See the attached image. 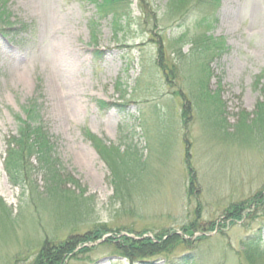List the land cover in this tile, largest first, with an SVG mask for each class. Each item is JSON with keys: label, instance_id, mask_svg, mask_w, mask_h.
<instances>
[{"label": "rangeland", "instance_id": "1", "mask_svg": "<svg viewBox=\"0 0 264 264\" xmlns=\"http://www.w3.org/2000/svg\"><path fill=\"white\" fill-rule=\"evenodd\" d=\"M6 1L10 20L27 29L13 41L0 34V197L9 209L0 212V264H28L46 235L61 241L74 234L48 200L22 193L3 168L5 137L33 97L56 156L96 197L78 230L104 224L151 239L164 230L178 234L161 254L138 258L131 247L104 243L107 233L68 264H166L189 253L199 264H245L246 237L258 233L264 246V124L255 121L264 102V80H255L264 71V0H220L208 26L188 15L165 17L168 0H123L127 15L115 21L90 0ZM180 32L185 58L168 42ZM199 35L227 46L207 68L187 53ZM171 63L175 76L164 67ZM242 123L255 127L248 132ZM87 132L139 156L125 207L111 198L108 168ZM232 207L240 219L226 213Z\"/></svg>", "mask_w": 264, "mask_h": 264}, {"label": "trees", "instance_id": "2", "mask_svg": "<svg viewBox=\"0 0 264 264\" xmlns=\"http://www.w3.org/2000/svg\"><path fill=\"white\" fill-rule=\"evenodd\" d=\"M96 7L97 12L101 15H111L112 19L117 20L119 17L127 15L129 5L123 0H90ZM220 0H168L166 2L165 17L175 18L176 22L181 21L186 15L190 16L195 25H207L210 19V13L218 8ZM7 1L0 0V34L13 39L18 38V34L24 32L27 28L23 23L11 21L7 11ZM17 28H14L15 26ZM208 26V25H207ZM94 34V31H92ZM186 37L180 32L175 37L168 39L169 44L173 43L172 53L182 58L186 54L181 52V43ZM95 39V37H93ZM188 54H191V62H198L202 67L207 68L208 58L220 56L227 46L221 38H215L206 35L191 37ZM168 70L174 72V64H166ZM163 67V70H164ZM162 68V67H161ZM165 68V69H166ZM162 70V69H161ZM255 80L260 83L264 80V71L260 72ZM39 81L36 84V91L40 88ZM264 93V82L262 84ZM37 97L29 99L23 107V115H16L18 123L16 132L5 137V157L3 159V168L9 182L13 186L21 189L22 193H35L44 197L51 203L52 209L58 212V217L66 222V227L74 234L64 240L57 241V238L46 235L39 243L38 250L34 253L33 259L28 264H68L74 254H83L91 251L93 248L87 247L86 243H94L103 239L105 234H110L104 243L112 244L117 251L124 247H131L136 250L135 257H152L163 252V246L166 241L173 240L177 237L176 232L164 230L155 234L154 238L143 237L146 231L136 232L126 228L112 229L104 224H95L92 227L78 230L82 220L91 218L93 214L92 205L96 197L93 194L86 195L87 190L56 156L55 146L52 141V135L47 129L40 112V105ZM98 106L103 108L104 101H97ZM259 112L255 121L264 124V102L258 104ZM247 116V114L244 113ZM245 125L244 123H242ZM246 130L252 131L251 125L247 124ZM264 127V126H263ZM86 137L89 139L92 147L99 157L105 162L108 168L107 182L113 187V196L125 207L133 199V191L136 186L138 172L141 170V161L137 153L130 154L131 148L126 147L121 150L114 145H106L95 135L87 132ZM38 180L41 185H37ZM132 202V201H131ZM250 201L245 205L249 206ZM243 204V203H242ZM242 205H239V207ZM240 208L232 207L227 214H235L237 219V210ZM0 212L9 214V209L5 206L0 197ZM183 231L189 233L188 227H183ZM259 232V231H258ZM134 234V237L127 236ZM191 233H189L190 235ZM71 237L73 239L71 240ZM204 239V235L199 237ZM180 239H178L179 241ZM187 241V240H186ZM240 259L245 264H264L261 263V257L264 256V246H260L258 233H254L245 238L241 243ZM78 249L76 250V248ZM75 252V253H74ZM121 254L120 252H118ZM199 255L189 253L177 256L169 260L166 264H199L201 262ZM12 264H17L12 263Z\"/></svg>", "mask_w": 264, "mask_h": 264}]
</instances>
